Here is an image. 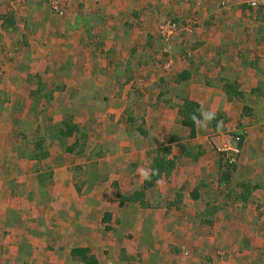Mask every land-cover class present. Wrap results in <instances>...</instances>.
<instances>
[{
  "label": "rangeland",
  "instance_id": "1",
  "mask_svg": "<svg viewBox=\"0 0 264 264\" xmlns=\"http://www.w3.org/2000/svg\"><path fill=\"white\" fill-rule=\"evenodd\" d=\"M18 1L24 4L14 5L13 11L16 17L20 15L19 19L24 18L25 21L20 22L22 25L19 26V32L6 35L0 40V102H2V106L0 105V164L6 168L2 167L1 170L0 167V264H21L18 258L25 256L27 249L37 250L38 247L35 244L39 242V246L48 245L45 248L50 255L40 252L43 261L31 264H82L73 260L71 251L69 252L75 243L68 241V237L66 241L65 236H58L55 233V228L59 225L56 220L57 216L48 215L46 220L43 214L41 216V213L35 212L36 200H40L36 191L41 190L43 193L44 184L35 181L34 176L31 175L35 172L29 171L32 161L25 156L21 157V150L31 153V148L35 143L36 134L34 131V135L32 134V121L25 116L23 109L26 112L33 110L35 113L36 101L21 102L16 95L14 97V94L19 95L25 81L29 84L35 82V75H39L42 79L46 78V83H50L49 87L52 92L56 90L59 92L57 87L65 86V90L55 96L54 103L47 102L45 105L44 101L41 105L46 107L48 115H51L53 119V124L59 122L61 107H70L66 111L68 113L80 112L81 115H78L77 121L83 133H86L84 127L87 123L79 122L83 116L89 118L88 115H90L91 118L87 121L95 124L99 118H96L94 114L101 113V121L107 120L109 123H114L122 111L132 110L137 130L127 139H132V144L135 143L140 147L137 163L140 168L138 169L136 164L131 163L132 160H128L129 148L115 142L118 141L115 137L111 142L112 151L120 152L124 149L126 152L119 153L120 155L117 156L112 154L110 157L115 158L114 162L119 160L115 165L121 168L119 172L124 173L123 176L127 175L128 179L113 181L104 190H111L117 200L118 195H122V187L126 191H130L131 188H137L139 191L144 181L140 170L147 169L148 161L152 162L155 157L156 148L162 143L169 142L171 131L168 130V134L162 131L163 125L169 123L172 114L167 109H174L178 104L182 105L185 97H191L195 92L203 94L208 88H213V92L219 96L224 92L222 79H236L238 82L241 81L240 85L245 87L242 79L246 78L251 85L250 78L257 77L255 68L251 65L255 61L252 51L255 46L264 45V11L259 10L257 15L252 13L256 10L249 5L251 0H227L223 11L230 14L228 11L230 8L233 16L224 20L225 27L229 29H223L225 32L218 35L220 29L218 30L214 24L216 19L211 21V18L221 14L222 10L218 8L219 3L209 10V2L205 4L204 0H152V2H145L147 7L145 11L139 2L120 0L119 5H115L119 8L115 11L118 13L115 18H120V26L114 27L116 28L113 29L114 31L104 30L107 33L99 39L100 43L106 39L104 42L106 49L100 52L101 49L98 47L89 48L87 46L84 47L86 53H81L82 50L77 51L78 47L70 43V37L73 36L67 31L71 29V14L78 6L76 3L79 0H69V8L66 11L63 10L64 16L60 12V15L56 14L60 6L54 3L55 0H42L36 3L32 0ZM37 3L40 4L35 5ZM126 3H129L130 8L134 7V12L142 11L141 16L136 17L131 11L128 14L126 11L130 9L123 10L122 7L126 6ZM88 7L90 12L92 9H100L97 5ZM108 7L111 10L109 5ZM210 11H212L211 14ZM42 12L46 14L44 25L48 24L45 30L41 27ZM115 12H107L105 9L98 16L105 21L106 17H110ZM256 17L260 20L259 23H255ZM171 19L179 20L178 29L180 31L167 43L163 40L161 28ZM219 19L217 18L216 21L220 26ZM81 20V24H85L86 20ZM210 21L213 28L211 36L215 35L217 30L216 35L220 37L223 47L213 45L214 40L207 41V46L196 45L197 40L195 39L199 35L207 34L208 36L210 29L207 24ZM25 23L27 27L29 26L28 30L24 29L23 24ZM101 23L98 22V25L101 26ZM114 25L117 26V23ZM199 28L204 30L202 34L196 32ZM40 30L49 33V39L46 36L41 41L38 38L35 39V33ZM111 33L113 36L110 35ZM148 35L152 37L151 40ZM37 41L38 43L43 42L44 46L36 45ZM37 46H40L41 50ZM45 46L52 47L48 53H45ZM218 47L220 49H217ZM164 50L168 51L167 55ZM65 52L68 56L63 55ZM69 58L72 68L60 70V65L69 62ZM261 64V67H264V61ZM184 71L192 73L191 76L195 78L196 86L178 82L179 75ZM252 71L255 75L251 74ZM259 78L262 79H259L260 82L264 81V72H260ZM206 79L214 85H203ZM63 82H67L68 85H62ZM126 82L129 84L125 85ZM200 84H202L201 87ZM67 88L68 91H66ZM257 88L260 89L259 92H248L242 101L238 99L234 101L236 105H247L252 112L242 117L241 120L237 115V119L229 120L236 122L231 121L225 125L229 134L239 135L242 131L245 137L244 148L235 149L238 155L235 161L241 165L240 181L261 187L253 192L251 202L244 205L241 201H226L224 196L219 197L218 190H216L217 177H214L212 183H208L209 187L199 189V193L203 199L210 200L212 203L218 201L225 209L216 217L220 224H203V218L197 213L203 208V201L193 202L189 195L201 183L197 176L203 173L201 171L204 168H201L203 170L198 169L196 171L198 173L194 175L196 178L189 181L187 177L190 178V172H187L185 167L183 169V166L179 172H176V177H166V181L160 184L158 192L153 194L148 208L143 210L137 209L130 212L127 208H119L118 204L113 203V199L103 192L106 195L104 202L108 203L113 215L109 226L105 223V227L112 229L108 231L103 228L102 232L99 231L101 234L96 231L94 238L89 236L93 245L87 248L88 250L93 248L90 253L101 264L119 262L120 255L117 253L116 257L115 249L111 245L112 242L118 241L112 238L118 237L123 242V239L126 240L129 236L135 241H140L139 244H143L141 241L144 240L146 245L153 247L151 251L145 244L141 249L132 245L129 247L120 245V248H126L129 251L128 260L123 264H164L161 258L170 257L173 259L176 257L177 264H264V85L257 86ZM161 93L163 95L160 98ZM3 101L7 107H3ZM38 108L41 107L38 106ZM219 109H223L222 106ZM44 113L42 112L43 117ZM43 119H38L42 121L41 125H44ZM54 120L57 122L54 123ZM33 123L35 124V121ZM240 123L246 126L238 127ZM138 126L147 134L144 135L140 128H136ZM117 128L114 130L112 126L111 132L105 135L107 138L102 131V139L96 137L90 142L94 145L96 141H106L113 135L118 136L117 132H121V129ZM92 131L95 132V128ZM21 132H23L21 134L23 137H18ZM183 133L189 137V130L184 129ZM25 134L27 138H24ZM198 135L199 137L190 143L195 142L203 148L199 150L189 145L186 150H192L196 155L205 149V153L197 162L203 163L205 167H208L207 171L212 172L214 167L215 169L219 167L220 157L217 150L229 148L230 136L212 129L200 130ZM79 137L80 135L76 134L75 138ZM44 138H46L45 144L50 146L52 142L50 134L43 133ZM206 143L210 145L207 147ZM143 144L152 145L151 154L150 151L143 149ZM19 150L20 153H17ZM176 153L177 151L174 155ZM13 159L15 162L17 159H19L18 162H24V171L28 170L26 172L30 175H22L23 170L16 172L17 164ZM190 160L191 164L195 166L198 164ZM151 165L148 168L151 169ZM77 175L76 181L82 178L78 181V185L83 187L81 171H77ZM22 176H24L23 181H19L18 179ZM126 181L128 184H125ZM133 193L129 192V195ZM179 196L181 199L177 198ZM176 201H180L181 211H177V205L174 206ZM199 202L200 204H197ZM18 233L25 234V236H20L22 245H20V238L17 237ZM83 239L86 240V236ZM177 246L184 249L181 255L174 256L172 250ZM17 247L20 250L16 251ZM119 247L117 250L120 253ZM141 252L145 253L142 258L139 257ZM68 254L72 257L71 263L68 258L62 261V257L65 258ZM149 258L155 260L151 261Z\"/></svg>",
  "mask_w": 264,
  "mask_h": 264
},
{
  "label": "crops",
  "instance_id": "2",
  "mask_svg": "<svg viewBox=\"0 0 264 264\" xmlns=\"http://www.w3.org/2000/svg\"><path fill=\"white\" fill-rule=\"evenodd\" d=\"M32 1H33V3L34 2L36 3V1L41 2L42 0H32ZM119 1L120 0H79V1H77L78 3H76V5L78 4V6L75 7V10H73L74 12L71 14V19H70V22L72 24H74L78 20L77 24L73 25V26H77V27L75 30H74V28L67 30L73 36V37H70V43L75 45L74 47H78L77 51L82 50L81 53L82 52L86 53V50L84 49V47H87V46L89 48L95 47L94 43H92L93 41H91L90 39H92L93 37H96L99 40L100 38H103L102 36H105V34L107 33L104 30H108V29L113 30L114 27L118 28L120 26V24H121L120 18L119 19L115 18V15L118 14L115 11L119 10V8L115 7V5L116 4L119 5ZM125 1H127V0H125ZM128 1L129 2L130 1L135 2V3L139 2V4H141V8L144 9L145 11H146L145 8H147L145 6V2H150V1L152 2V0H128ZM208 2H209V10H212L214 8L215 4H218L219 0H208ZM18 4L21 5L24 3L21 1H18V0H0V40L2 37H5L6 35H14L15 33L19 32V26L22 25L20 22L24 20V18L19 19L21 17L20 15H19V17H16V21L18 23L17 24L18 30L15 33L5 32L2 29V17L4 15H6L7 13H9V11H11L13 9L14 5H18ZM38 4H40V3H37L35 5H38ZM89 5H97V8H100V9H92V12H90V10H88ZM103 5L106 7H104ZM108 5L110 6L111 10L109 9ZM73 8L74 7H72V9ZM131 8H132V10H131ZM131 8L129 7V3H126V6L122 7L123 10L130 9V10L126 11V12H128V14L131 11L132 13H134L133 14L134 16H136V17L141 16L140 14L142 11L134 12V10H135V9H133L134 7H131ZM218 8H219V5H218ZM105 9H107V12L111 11V12H115V13L111 14L110 17H106L107 19L104 21V19L98 15L102 14V12H104ZM224 9L221 8L222 12L220 15L217 14L211 18V21L214 19L217 20V18H220L219 19L220 20V26H219V24H217L216 20L214 23L216 25L217 29L218 30L220 29L218 32V35L219 34L222 35L223 32H225V31H223V29H225V28L229 29V27H225L224 20L227 18H230V17L232 18V16H233L230 12V8H228V11L230 14H228L226 11H223ZM211 12L212 11H210V14H211ZM257 12L258 11H255V12L252 11V13H255V15H257L256 14ZM45 15L46 14L44 12H42V16H41V20H40V21H42L41 27L44 30L47 28V25H48V24L46 26L44 25ZM87 17H88V19H87ZM136 17H134V18H136ZM81 19H85V20L87 19L85 24H81V22H84V20H81ZM80 20H81V22H80ZM211 21H210V23L207 24V27L210 29L208 32V36H207V34H202L204 32V30H202V28H199L196 31L199 34H202V35H199L198 37L196 36L197 39H195V40H197L196 45H199V47L207 46L206 42L207 41L210 42L212 40H214L213 45L223 47V43H222L221 39H219L220 37L216 35L217 30L215 32V35L211 36V34L213 32ZM98 22H102L101 26L98 25ZM259 22H260V20L256 17L255 23H259ZM107 23H109V24H107ZM114 23H117V26H115ZM23 25H24L25 30L29 29V26L27 27L26 23ZM109 25H111V28H109ZM120 30L121 29H119V31ZM48 35H49V33L41 32V30H40L39 32L35 33V39L38 38L41 41V39L44 38L45 36L49 39ZM110 35L113 36V33H111ZM25 37L27 38V36H25ZM50 38H51V36H50ZM255 38H257V37L255 36ZM105 41H106V39L103 41V43L101 45V46H103V49H106L104 47ZM35 44L36 45L42 44L44 46L43 42L38 43V41H37V43H35ZM220 44H222V45H220ZM37 48L39 50H41L40 46L39 47L37 46ZM51 48H52L51 46H45L44 47L45 53L46 52L48 53ZM217 49H220V48L218 47ZM221 50H223V49L221 48ZM66 54L68 56L67 52L63 53V55H66ZM252 55L253 56L255 55V62H254L255 65L253 64L252 67L255 68L257 77L253 76L250 78V82H252L251 85H250L248 79H246V78L242 79L243 83L245 84V87H244V85H240L241 81L238 82L239 87H240L239 90L245 93L244 96H246V94H248V92H252V91L253 92H259L260 89L257 88V86L264 85V81H261V82L259 81V79L262 80L261 78H259L260 72L261 71L264 72V67H261V65H262L261 63L264 61V59H263V57H264V45L255 46L254 51H252ZM70 60L71 59L69 58V60H68L69 62H65L64 63L65 65L61 64L60 67L71 69L72 63H70ZM249 69L252 70V68H249ZM246 71L247 70H245V72ZM191 74L192 73H190V77H192V78H190L189 81L187 80V81H184L182 83H187L190 86H196L197 85L195 83L196 80L193 76H191ZM251 74H254V71H252ZM35 76L39 77V75H35ZM208 79H206V81H204L203 85L207 86V85L213 84V82L210 83L209 82L210 80H208ZM41 80L43 83L45 82L44 83L45 84V92L44 93L46 95L49 93L52 94L53 98H52V101L50 103H52V102L54 103L55 102V96L58 95L59 93H62V92H57V90L52 92L49 88L50 83L48 82L46 85V82H47L46 78H43ZM38 82H39V79H36V78H35V82H33L31 84H29L25 81L24 85L22 84V86H23L22 88H24V89L21 88L19 91V95H18V93H15L14 97L16 95L18 97V99L20 98L19 101H21V102L23 101L25 103L28 101H31V102L36 101L35 113L33 110H31L29 112H26L25 109H23V110H24L25 116H27V118L31 119V121H32V123H31V126L33 127L32 134L34 131L35 132L34 134H42L43 135V133L49 132V130H48L50 127L49 119L51 118L50 117L51 115H48V112L45 109L46 107H43V105H41L44 101H46L45 98L40 99V104L37 105V102L39 100H36L35 96L37 95V93L35 91H37V83ZM62 84L66 85V86L68 85L67 82H63ZM201 85L202 84H200V87H201ZM210 89H212V90H210ZM66 91H68V88L66 89ZM213 91H214L213 88H208V90H206V89L204 90L203 94L195 92L191 95V97H185V98H188L192 101L199 103L200 105H203L204 109H206V110H210V111H213L215 113H221L223 115V118H225L224 121H227L228 123H230L231 121L236 122L233 120L237 119V115H239V117H240L239 120H241L242 119L243 105H239V104L236 105V104H234L235 103L234 101L236 99H238L239 101H242V99L241 98H234L230 102V101H228V97L224 92L220 93V95L217 96ZM259 95H261V94H259ZM246 98L248 99V97H246ZM3 103H4L3 107H7V106H5V104H6L5 101H3ZM0 105L2 106V102H0ZM22 106L25 107V104L22 103ZM38 106L41 108H38ZM220 106H222L223 109H219ZM179 107H180V105L178 104L174 109H172V108L167 109L168 111H171L172 114H171V117L169 119L170 120L169 123L166 125H163L162 131H164L165 134H168L167 131L170 130L171 131L170 132L171 137L169 138L168 143H162L158 148H156V150L161 148V147H170L171 148V157L176 158L178 160L176 169L171 174V177H176V172H179L181 166H183V169L185 167L186 171L190 172V178L187 177L188 180L193 181V179L196 178V177L194 178V175H196L198 173V172L196 173V171H198V169L203 170L201 168H204V170L201 171L203 173L201 174L199 172L200 174L197 176L198 181L199 182L200 181H206V183H212L214 177H218L217 176L218 168L216 167V169H215V167H214V169H212V172H209V171H207L208 167H205V165L203 163L198 162V164H197V162L194 161L195 164H197L195 166V165L191 164V160L183 152V147L188 148L187 146L190 145V146H192V148L197 146L196 148L198 149V145H196L195 142L190 143V140H184L185 139L183 137L184 128L182 127V124H181V118H180V120L179 119L177 120V118L180 117L179 116ZM31 112H33V114H31ZM42 112H45L44 117L42 116ZM55 113H56V111H55ZM94 115L96 116V118H99V120L95 121V124L91 121H87L88 118H86L85 116H83V118L79 121V122H83V121L87 122L86 127H84V131L89 133V134L87 133L88 134V138H87L88 140L85 143H83L85 149H84V154L82 156L76 157L73 154H65L64 153V151L68 149V146H71L75 143V141H76L75 137L76 136L74 138H71L70 140L60 141L59 143H57V142L54 143L53 138L50 136V138L52 139V142L50 143V147H49L50 151H49V156L47 157V159H45L43 161L33 160L30 163L31 169L29 171L33 170L35 172L34 174H31V175L34 176L35 181L41 182L42 184H44L43 193L41 190L36 191L37 197L42 202L39 203L40 200H38V201L36 200L35 206L34 205H32V206H34V208L36 209L35 212L41 213V216L44 215L46 220L48 219L47 218L48 215H50V217L52 215L57 216L56 220L58 221L59 225L56 226V228H55L56 232L55 233H57L58 236H65L66 241H67V237H68V241H71V243H73V244L75 243L73 245L74 247L70 248L71 250H69V252L72 251L73 249H78V248H84V249L88 248L89 249L93 245V244H91L92 240L89 239V236L94 238V236H93L94 233L96 231H98V233L101 234L100 232H102L103 228H105V230H108V231L110 229H112L110 227H105V223H107L109 226L110 219L113 217V215L111 213L112 210H109L110 206L108 205V203L104 202V197H106V195H104L103 192H106L108 194V196L113 199V203L118 204L119 208H127V209H129L130 212L135 211L137 209H141V210L144 209L139 203L125 202L124 204H120L119 199H117V200L115 199L114 195L111 193V190H104V188L107 187L108 184L112 183L113 181L119 182L120 180L125 181L126 179H128L127 175L123 176L124 173L119 172L121 170V168L120 167L117 168L115 165V163L118 162L119 160H116V162H114L115 158L113 156H117L119 153L121 154V153L126 152L124 149H122V150L120 149L121 150L120 152L119 151H112L113 145L111 142L114 141L115 137H117L116 140H118L115 142H117L118 144H121L122 146L124 145V147L129 148L130 151H129V154L127 155L129 157L128 160H130V161L132 160L133 162L131 161V163L136 164L135 166L137 168L139 167V165H137V163H138V158H139L140 147H139V145H136L135 143L132 144V142H133V141H131L132 139H127L131 136V134H134V132L137 129H135V126H133V128H131L128 125L125 126L124 123H118L117 120L114 123H109L107 120L101 121L102 120L101 119V113H96ZM34 116H35V119H34ZM39 117L44 118L43 119L44 125H41L42 121L38 120V119H40ZM88 117H91V116L88 115ZM231 118L233 120L229 121ZM60 120H62L61 117H59V121ZM239 120H238V122H239ZM34 121H35V124L33 123ZM56 122H57V120H54V123H56ZM176 123L178 125H176ZM227 124H225V125H227ZM55 126H56V124H55ZM112 126L115 128L114 130H116V127L121 129V132H117L118 136L113 135V137L111 139L110 138L106 139V141H96V143L94 145L91 143L92 139H95L96 137H97V139H102V136H101L102 131H104V136L107 135V133H110L111 132L110 128H112ZM91 128L92 129L95 128L96 134H95V132L92 131ZM54 129H52L53 134L56 133V131H54ZM88 129H90V130H88ZM200 130H204V129H199V131ZM199 131H198V133H199ZM23 132H21L20 134H22ZM143 132H145V131H143ZM47 134H49V133H47ZM146 134L147 133H144V135H146ZM198 137H199V135H197V138ZM105 138H107V137L105 136ZM123 139H124V141H123ZM186 141H189V142H186ZM80 145H82V144H80ZM143 145H144V147H143L144 150H146V151L151 150L152 151V147H151L152 145L151 144L150 145L149 144H143ZM206 145H210V144L206 143ZM94 146H95V148H94ZM114 149H116V148H114ZM91 150H94L95 153H93L94 151H91ZM101 150L102 151L105 150L104 155H101V153H100ZM131 150H134V151L131 152ZM151 151L149 152L150 154H151ZM176 151H177V153L174 155V152H176ZM112 154H115V155L110 157ZM17 158H18V156H17ZM120 159H124V158L120 157ZM13 160L15 162V159H13ZM18 160L19 159H17V161L15 162V164H17L16 172H18V170H20V171L23 170V172L21 173L22 175H24V174H25V176H26V174L30 175L29 173L26 172L28 170L24 171L25 163L24 162L21 163V161L18 162ZM148 163H149V165L152 164L153 159H152V162H151V160H149ZM198 165H200V167ZM34 166H35V168L33 169ZM148 166H147L146 170H148V172L150 173L151 169L148 168ZM0 167H1V170H2V167L5 168V166H3L2 164H0ZM77 171H81V174L83 175V182H82L83 187H82V185H80V187L78 185V181L82 178H80L78 181H76V179L78 178V175L76 176ZM3 172H5V170ZM117 172H119V173H117ZM204 174H205V177H204ZM79 176H80V174H79ZM23 177L24 176H22L18 180L23 181V179H24ZM122 177H123V179H122ZM165 179L166 178H163L162 180H160L156 183L155 190L150 191L152 193V195L155 194L156 192H158L159 186H161L160 184L163 181H166ZM215 180H216V178H215ZM144 181H143V183H144ZM79 184H81V183H79ZM125 184H128V181H126ZM142 185H141V187H142ZM38 187L39 186H37V188ZM141 187H140V189H141ZM91 188L93 190H90ZM121 190H122V192H121L122 195L126 196V197L130 196L129 192L131 194V192L133 193V192L138 191L137 188H131L130 191H126V190H124V187H122ZM42 197H44V198L42 199ZM24 210H25V208H24ZM22 214H23V212H22ZM63 217H64V219H63ZM117 220L120 223V220L119 219H117ZM21 235L25 236V234L18 233L17 237L20 238ZM85 236H86V240L83 239ZM111 236H115V235H111ZM112 239L115 241H118V242H112L114 245L113 244H111V245L115 249L116 257H117V253L120 255L119 260L124 259L129 252L128 249H126V248H123L125 250L120 248L121 247L120 245L123 244L122 246H128V247L131 245L134 247L137 246L138 249L139 248L141 249L143 244L146 245L144 240L141 241L143 244H139L140 241H135L133 238H131V236H129V238H126V240L123 239V242L120 241V239L118 237L117 238L113 237ZM83 240H84V242H82ZM136 242H138V243L136 244ZM20 243H18V244L22 245V238H20ZM39 244H40V242L38 244H35L38 247L37 250L33 249L31 251V249H27L26 255L25 256L22 255L21 257L18 258V260L21 261L20 262L21 264H24V263L25 264H31L33 262L43 261L41 258L40 252H44L48 256L50 255L47 252V249L45 248V246L47 247L48 245L46 244L43 246V244H41L39 246ZM146 246H148V244ZM25 247H24V249H25ZM118 247H119V250L121 251L120 253L117 250ZM15 250L16 251L20 250V248L17 247ZM92 250H93V248L90 249V251H92ZM141 251H144V250H141ZM143 255H145V253H143ZM62 258H63L62 261H64V259L67 260L66 258H68V260H70V263L72 262L71 261L72 257L70 254H68L67 257H65V258L63 256ZM150 259L151 258H149V260ZM152 260H155V259H152ZM162 261H163V263H165L166 259L161 258V262ZM76 262H78V261H76ZM80 263H82V262H80ZM119 263L120 262H115V264H119Z\"/></svg>",
  "mask_w": 264,
  "mask_h": 264
},
{
  "label": "trees",
  "instance_id": "3",
  "mask_svg": "<svg viewBox=\"0 0 264 264\" xmlns=\"http://www.w3.org/2000/svg\"><path fill=\"white\" fill-rule=\"evenodd\" d=\"M204 2L206 4L208 3V0H204ZM218 3H219V7L224 9L226 7L227 0L226 1L219 0ZM60 6L62 10L61 12L63 13L62 16H64V13H65L64 11H66L69 8V3H66L65 5H60ZM56 14L60 15L58 11ZM178 21H179L178 19H175V20L171 19L170 21L167 22V24L170 23L176 26L177 31H180L178 29V26L180 25ZM77 22L78 20L74 24L70 23V27L72 29L74 28L75 30L77 26H73V25L77 24ZM17 24L18 23L16 21V14L13 11V9L2 17V29L5 32L15 33L18 30ZM186 28L188 29L189 27H186ZM178 33L179 32H177V34ZM148 38L149 40H151L152 37L148 35ZM90 40L93 41L92 43H94L95 47H98V49H101L100 52L104 50L103 46H101L102 43H100V41L96 37H93ZM165 52L164 53L167 55L168 51H165ZM254 62L251 64L252 66L253 64L255 65ZM59 69L63 70V67H60ZM35 78L39 79V82L37 83V91H35L37 93L35 97L37 100H39L37 104H40V99L45 98L46 99L45 105H47V102L50 103L52 101L53 95L50 93L46 95L44 93L45 92V84H44L45 82L43 83L41 80L42 78L40 77L35 76ZM189 78H190V72L184 71L181 73V75H179L178 82L182 83L184 81L189 80ZM222 81L224 83L223 91L227 95L228 101L231 102L234 98H241V99L245 98L244 96L245 93L239 90L238 80L236 79L224 80L223 79ZM128 84H129L128 82L125 83V85H128ZM57 89L59 90V92H62L65 90V86H61V87L59 86L57 87ZM162 95L163 94L161 93L159 97L161 98ZM200 107L201 105L199 103L192 101L188 98L183 99V103L179 107V116L181 117L182 127L184 129L189 130V137H187L186 134L183 133V137L185 138L184 140L194 141V139L197 138L198 131L200 128H197L195 126V124L192 122L190 117L193 113H197L198 115L199 113L197 110L200 109ZM69 109L70 107H65V108L61 107L60 117L62 118V120L57 122L56 126L55 124H53V119L52 118L49 119L50 127L48 129L49 132L47 133H49L50 136L53 138L54 143L55 142L59 143L60 141H63V140H70L71 138H74L76 134L81 135L79 138L76 139L73 145L68 146V149L64 151L65 154H73L74 156L78 157L84 154L85 147L83 143H85L88 140L87 138H88L89 133L88 132L82 133L81 131L82 129L80 128L79 123L77 121L78 115H80V112L79 113L73 112V111L69 113L66 112ZM249 112H252V110L249 109L247 105L245 106L243 105L242 117H245L246 115H248ZM121 116L123 117L121 118ZM90 118L91 117H89L88 119ZM224 119L225 118H223V115L221 113H216L215 119L209 124L208 126L209 128H207V129H212L216 132L221 131L222 133L228 134L230 136L229 137V145H230L229 148L223 149V150H219V149L217 150L219 153L218 155L220 157V160H218V163H219V167L217 171L218 187L216 188V190H218L217 193L219 194V197L224 196L226 201H241L242 203H244V205H247L248 203L251 202V199H252L251 196L253 192L256 190H259L261 187L260 185H257V184L252 185L251 183H247V182L244 183L240 181L241 177L239 176V174L241 170V165H239L240 163H236L235 161L236 157H238L237 153L235 152L237 150L235 149L238 148L239 150H242V148H244L245 137L242 135V131H240L241 133L239 135L237 133L229 134L225 128V124H227L228 122L224 121ZM135 121L136 119L131 109L122 111L120 117L117 120L118 123H124L125 126L132 125L130 126L131 128L135 126V123H134ZM239 126L243 128L246 125H243V123H240V125L238 124V127ZM136 128L141 129V127L139 126ZM52 129L56 131L55 134L52 133L53 131ZM140 131H142V133H146V132H143L142 129ZM18 137H23V136L20 134V136ZM24 138H27L26 134ZM45 143H46V138L43 139V135L36 134L34 146L32 144L34 148L32 147L31 148L32 150L30 149L31 153L26 152V150H21V153H22L21 157L25 156V158H28L31 161L33 160L43 161L47 159V157L49 156L48 148L50 146L47 147ZM206 146L208 147V145ZM202 148L203 146L198 145L199 150H201ZM183 152L186 154V156L189 159H192L193 161L197 162L200 160V157L203 156V154L205 153V149L203 150V152L194 155L193 153L194 151L189 150L188 151L189 153H188L186 148L183 147ZM17 153H20V150ZM100 153L101 155H104L105 151L101 150ZM154 153H155V157L153 158V163L151 165V170L149 173L150 179L145 180L141 189H139V191L134 192L132 195L127 196V197L123 195H119L117 199H119L120 204H124L125 202H133V203H139L143 208H148V203L150 202L153 196L150 191L155 190L156 183L162 180L163 178L170 177L173 171L176 169L178 160L176 158L171 157L170 147H161L155 150ZM200 182L201 183L198 186H196L192 192H190L189 198L193 202H198L199 200L200 202L203 201L202 203L204 204L203 208L200 211L198 210L197 212L203 218V222H202L203 224L205 225H214L215 223L220 224L218 222V219L216 220V217L225 209V207L220 206V203L218 201L214 202L215 203L214 204L210 200L203 199L202 195L199 193V189H206V187H209V185L208 183H206V181H200ZM177 198L181 199L180 196ZM200 202L197 204H200ZM176 205H177V208H176L177 211H181L182 207H180L181 206L180 201L174 202V206ZM151 247L153 246H148L150 250H151ZM183 249L184 248H180L179 246L174 247L172 250V253L174 254V256L181 255ZM71 254L73 256V260L78 261V262L80 261L82 262V264H100L97 258L94 255H91L90 250L88 249H84V248L73 249L71 251ZM142 255H143V252L139 253V257L142 258ZM127 257L128 255L123 260H120L119 262H122L121 264H123L124 261L128 260ZM176 261H177L176 257L174 259L170 257L166 259L164 264H177Z\"/></svg>",
  "mask_w": 264,
  "mask_h": 264
},
{
  "label": "clouds",
  "instance_id": "4",
  "mask_svg": "<svg viewBox=\"0 0 264 264\" xmlns=\"http://www.w3.org/2000/svg\"><path fill=\"white\" fill-rule=\"evenodd\" d=\"M197 113L191 115V120L197 128L207 130L209 124L215 119L216 113L210 110L204 109V106L201 105L200 109L197 110ZM141 176L144 180H149L150 175L148 170H140Z\"/></svg>",
  "mask_w": 264,
  "mask_h": 264
},
{
  "label": "built area",
  "instance_id": "5",
  "mask_svg": "<svg viewBox=\"0 0 264 264\" xmlns=\"http://www.w3.org/2000/svg\"><path fill=\"white\" fill-rule=\"evenodd\" d=\"M54 3L60 5H65L66 3H69V0H58V1H54ZM250 7L256 11L262 10L264 11V0H251V2L249 3ZM61 14H63L61 11V6L58 8ZM177 28L176 26L168 23L166 25H164L161 28V35L163 37V40L165 42H169L171 40V38L173 36H175L177 34ZM237 152V151H235Z\"/></svg>",
  "mask_w": 264,
  "mask_h": 264
}]
</instances>
